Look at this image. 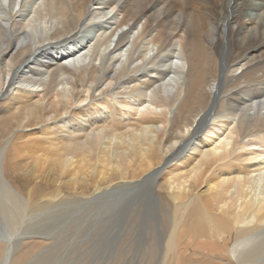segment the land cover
Segmentation results:
<instances>
[{
    "label": "bare ground",
    "instance_id": "obj_1",
    "mask_svg": "<svg viewBox=\"0 0 264 264\" xmlns=\"http://www.w3.org/2000/svg\"><path fill=\"white\" fill-rule=\"evenodd\" d=\"M50 2L39 20L59 23L51 36H34L14 11L0 17V192L12 210L30 214L27 222L53 218L60 226L83 215L94 226V216L110 220L119 210L126 256L147 248L140 263L264 264V0ZM94 5L121 18L83 46ZM142 22L129 57L111 56ZM176 42L181 63L169 54ZM9 154L24 178L54 185V197L32 202L33 188L20 195L7 179ZM23 154L30 165L18 160ZM146 190L149 208L137 199ZM157 216L158 233L148 222ZM31 234L0 235V261L9 264L23 246L32 251L18 263L58 246Z\"/></svg>",
    "mask_w": 264,
    "mask_h": 264
},
{
    "label": "rangeland",
    "instance_id": "obj_2",
    "mask_svg": "<svg viewBox=\"0 0 264 264\" xmlns=\"http://www.w3.org/2000/svg\"><path fill=\"white\" fill-rule=\"evenodd\" d=\"M9 1L10 0H2V1L0 0V17L2 16V18L7 19V18H9L8 15L11 12L14 11L13 14L16 13V18H18L20 20H23V19L26 18L25 20H27V23H29V21H30V25L32 26V28H30V30L32 31L33 29H35L37 31V32H35L34 30L32 31L33 35L35 34L34 36H39L38 34H40V36H42V34H43L42 37L48 36L49 34L51 36V35H53L56 32L57 25L59 24V23L57 24L56 20H54V19H51V21L49 20L50 23L48 25L42 23V21L39 20V16L41 15V13H44V16L47 15V12H46L47 11L46 10L47 0H33V1L32 0H27V1L26 0H17L16 1L17 4L15 2V6H12V2L11 1L9 2ZM48 1H49V3H51L50 0H48ZM103 8H104L103 6L101 8L98 5H94V6H91L89 8L90 14L92 12V21H91V23L88 24L89 26L87 25L88 27H84L82 31L85 32L86 35H88L87 39L90 40V41H88L86 39L84 41V43H83V46H86L88 43H90V45L91 44L94 45L97 42V40L99 38H101V35H103L102 38H104L105 34H103V33H106V35L109 34L111 32L110 27H112L116 23V21H118L121 18L120 15L118 13H116L115 11L111 12L112 10L110 11L109 8H104V9ZM9 10H11V11H9ZM20 13H21V15H20ZM110 14H112V15H110ZM46 21H48V20H46ZM143 24H144V22L140 23L137 28H135L134 30L131 31V34H129V37L131 36V39L129 38L131 42L130 41H127V42L123 43L119 47L120 49L119 48L115 49V51L113 52V54H111V56L118 57V55L121 54L120 52H122L123 53L122 55H126L127 54V57H129V55H128V54H130L129 51L131 52V48L133 46L132 45L133 44V41L132 40L133 39L134 40L137 39V37L140 35V33H141L142 29H143ZM38 29L41 30V32ZM126 29L123 28L122 29L123 31L120 30L118 33L116 32L115 33L116 36H114L113 39H112L113 42L115 41L116 37H118L119 34H121V31L122 32H125V31H127ZM46 31H48V32H46ZM27 34H28V32H27ZM137 34H138V36H137ZM146 42L147 41H145V42L142 43V49H144V47H147L148 46V44ZM144 43H146L147 45L144 44ZM110 46H113V44L111 43L109 45V47ZM151 48H152V52L151 53H155V54H150V59L153 57V55L155 56L156 53H157L156 48L154 46H150V51H151ZM173 48H175V49H173ZM172 49H173L172 52H170V53L168 52L169 54L173 55V60L172 61L173 62L174 61L175 62H180V63L181 62H184L183 54L180 51V47L177 45V42L173 44ZM102 50H104L102 52L105 53V49L103 48ZM153 51H155V52H153ZM107 52L108 51H106V54H107ZM116 53L117 54L119 53V54L117 55ZM164 53L165 54L163 55V59H165V56L168 54L166 52H164ZM106 54H103L104 55L103 57L105 59H107V60L104 59L103 62L108 61V58H110V56H108V54L106 56ZM93 59L94 60L96 59L95 62L93 61ZM92 61L95 64H97V66H100V64H101V60H99L97 58H94L93 57L90 60V63H92ZM99 61H100V63H99ZM127 63L130 64V62H127ZM162 63H164V62H162ZM241 71L242 70H239L238 72H235V73H238V74L240 73L241 74ZM175 72L176 71H174L171 75L175 79H177L179 77H177L178 74L175 73ZM238 74H235V75L237 76ZM175 81H177V80H175ZM181 98H183V93H182L181 97L179 98L177 104L180 102ZM2 103L3 104H1V101H0V114H1L0 115V138L2 136V129H1L2 127H1V124H4V121H5V112H6V111H4L5 108H6L5 107V104H4V102H2ZM2 105H3V107H2ZM169 135H172V134H169ZM23 155H21V157L18 158V160L19 161H22L23 163H26L27 165H30L31 164L30 163L31 162L30 160H28V162L27 161L25 162V159L26 160L28 159L27 158L28 157L27 155H29V154H25L24 156ZM13 157H14V155L9 154L8 161H7V165H6V175H7V179L9 180V182L14 186V188L16 190H18V192H19L20 195H22L24 197L28 196V192H29L28 190H30L31 188H33L32 195H31L32 202H37V201L39 202L40 200H45V199L54 197V194H55V191H56V187L54 185L43 184V183H40V182L33 184L32 182H30L29 179H27L26 177L24 178V174H20L19 171L16 172L15 169H14V163H15L16 160ZM29 167L30 166H26L27 169H29ZM64 192L65 193H67V192L69 193L68 190H64ZM140 192L141 191L137 192L139 194V195L137 194V199L138 200L140 199V200H143L144 201V202L142 201V204H143L144 207H145V203L147 201L148 203H146V206L149 208V206H151V205H148L149 203L151 204V202H150V199H151L150 198L151 197L150 196V193L147 190L146 191H142L141 193ZM86 193H88V192H86ZM145 193L147 194V196H146ZM1 195L3 196L2 192H0V235L2 236V239H6V240L9 239V235L10 234L12 236H14V238L18 239V238L24 237L23 236V233L25 235L26 232L28 233L30 231V232H33V234H31L30 236H35L37 238H39L40 236L41 237H48V238H50V237L53 238L54 237L55 240H53V241L57 242V244H58V246H55L54 247L55 249L54 248H50V249L48 248V250L47 249H43V250L42 249H38V250L36 249V250L33 251V254L31 255V257H29L28 259H24L22 262L18 263V262H16L17 261L16 260L17 257H20L25 252L32 251V248L31 249L30 248H28V249L26 248L25 249L24 246L23 247H20L19 249H17L15 251V255L13 256V258H15V259L12 258V260H11V262L9 264H82V263L83 264H93V263L94 264H148V262L147 261H144V260H142L141 263L138 261L139 260L138 257H140V255L142 256V254H140V253L143 252V251H147L146 250L147 249L146 246H144V248H143L142 251H141L140 248L138 249V247H136L137 248L136 249L137 250V253H133V254L129 255V257L126 256V254H125L126 253L125 244H127V240L128 239H127V237H126L125 234L119 233V231L121 229L120 226L122 225V223H123V221H124L125 218L123 217V213L122 212H121V214L119 213L120 212L119 210H116L115 211V213L119 211L117 213V215L115 213H113L114 215L113 214L111 215V216H113V218L110 219V220L109 219L106 220V218L105 219L103 218V219L99 220V218L97 216L96 217L94 216V218H95L94 220L96 221V219H97V221H96V223L98 224V227L97 228L95 227L96 223L93 224L94 226L90 225L89 221H91L92 219L91 218L88 219L87 218V215H83V216L78 217L76 219L74 218L75 220H73L72 223L68 221L67 224H65L64 226H60L59 223L61 221L59 223L56 222V221H59V220H56L55 221V219H53V218H50L49 219V218H45V217H44L45 220H43V217H41L42 220L41 219H38V218H35L36 219L35 222H34V219H31V220H29L27 222V220L30 219L31 215L29 214V216H24L26 218L22 219L23 217H21L22 216L21 214H18L16 210L15 211L12 210V209H14L12 207H15V205H13L14 202L12 203L11 201L5 200ZM148 196H149V198H148ZM144 198H147V200H145ZM1 199H3V200H1ZM4 200L6 201V203H5ZM129 201L130 200H125L123 202L125 204H129L128 203ZM123 202L120 204V205H122V207L125 206V204ZM1 204H2V206H1ZM8 205H10V206H8ZM7 206L9 208H11V209H8ZM2 208H3V210H2ZM118 209H120V208H118ZM122 210H125V207ZM11 211L12 212L14 211V213H12ZM15 212L17 213L16 215H18L17 218L15 216ZM165 214H167L168 217H169V215H171V213L169 211L167 213L165 212ZM5 215H6V217L4 218ZM85 217L88 219L86 221L88 223H86V222L84 223V221L86 220ZM12 218H14V219H12ZM143 219L144 218L142 217L141 218V221ZM148 219H150V217ZM13 220H16V222L13 221ZM37 220H38V222H41V223L37 224L38 223ZM155 220H156V222L157 221L158 222L157 223L154 222ZM21 221H24V222H22L23 225H22ZM101 221H102V223H100ZM109 221H110V223H109ZM150 221H151V219L148 221L149 222V225H151V226L153 225L152 227H154V228H156V226L159 225L156 229H154L158 233V230L157 229L161 228L160 219L157 216L152 221L153 224H151L152 222L150 223ZM25 223H26V225H25ZM28 223H30V224L27 227ZM31 223H32V225H31ZM33 223H34L35 226L33 225ZM81 223H83V224H81ZM106 223H109V224H107L105 226L104 224H106ZM36 224L39 225V226H37ZM125 225H129V221L128 220H127L126 223L123 224V226H125ZM138 225H139V223H138ZM40 226H42L43 229L45 227L44 230L46 232L44 230H41L42 227H40ZM48 227H50V230H48L49 229ZM109 227H112V229H114L113 231L116 230L115 233H112L111 232L112 235L110 233L111 228H109ZM35 228H37L36 229L37 231L36 230H33ZM51 228H52L53 232L51 231ZM55 229H57L56 232H55ZM40 231H41V233H40ZM79 231H82V232H79ZM85 231H87V232H85ZM106 231H109V232L106 233ZM78 232H79V234H78ZM100 232H101V234H99ZM96 235H98V236H96ZM141 235L142 234L139 235V237H140L139 243L142 240V236ZM92 236H95V237H92ZM109 240L111 241V243H110ZM65 241H67V242H65ZM109 243L111 244V246H110ZM95 244H97L98 246L95 245ZM139 245H142V244L140 243ZM194 245H196V242L194 243ZM186 247H189V245L187 244ZM51 250H53V251H51ZM123 253H124L125 256H123ZM121 254H122V256H121ZM102 255H104V256H102ZM37 256H39L40 260L38 259ZM115 260H116V262H115ZM117 260H118V262H117ZM121 260H122V262H121ZM92 261H94V262H92ZM0 264H6L5 263V256L0 261Z\"/></svg>",
    "mask_w": 264,
    "mask_h": 264
}]
</instances>
